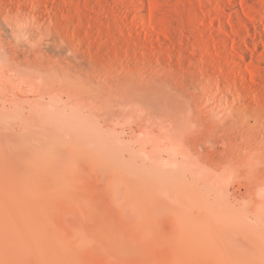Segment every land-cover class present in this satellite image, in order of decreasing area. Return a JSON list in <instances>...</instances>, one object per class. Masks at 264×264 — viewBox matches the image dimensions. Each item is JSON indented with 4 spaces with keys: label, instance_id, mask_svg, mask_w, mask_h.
<instances>
[{
    "label": "bare ground",
    "instance_id": "bare-ground-1",
    "mask_svg": "<svg viewBox=\"0 0 264 264\" xmlns=\"http://www.w3.org/2000/svg\"><path fill=\"white\" fill-rule=\"evenodd\" d=\"M51 14L53 17L50 16ZM0 16L4 21L6 20L12 24V32L15 29L22 30L21 33L24 32L23 29L41 28L44 19L48 20L50 24H54V19H58L59 16H61V20L63 18L65 21L76 20L74 24L76 23L77 28L82 27L85 29L87 27L88 31L90 30L88 28H91L98 33L103 29V33L113 39V42L116 43L115 46H118L117 49H119L114 50V53L116 52V56L114 55L115 60L118 57L117 54H128L131 51L133 52H130L131 56L133 54L131 58L136 55L142 56L155 70V73L157 72V75L159 73L163 74L164 71L167 73L172 72L171 75H168H170L169 77L172 79L170 80L174 82V85L167 78L164 80L166 75L164 77L161 75L163 80L159 78L157 79L159 82L153 80L155 83L151 87L143 83L131 84L134 78L130 80L132 74L130 72V75L129 73L126 75V70L125 73L123 72L121 80L109 81L112 78H105V75L101 72L96 74L98 70H93V65L92 69H89L90 66L88 69L82 66L83 68L79 71V73H84L86 77L77 73L75 75L71 74L68 70L64 72V68L61 66L63 73L57 76L55 80L53 79V82H57V90H62L67 96L77 97L76 105L82 109L81 111L87 109L89 115L97 116L96 119L100 117L101 120L99 121L101 122H97L99 126L109 128L111 119L113 121L117 120V118H120L119 114L123 117L127 112L129 114V111L132 113L145 111L148 119L149 117L152 119L151 122L159 120L160 131H163L167 142L162 139L165 141L162 142L163 144L157 143L156 148L159 146L158 151L154 150L155 147L145 146L146 150L149 148L147 150L149 157L157 158L167 151L169 159L181 157V159L187 161L196 160L199 166L200 164L203 166L207 164L206 160L211 162L216 160L215 155L217 149L220 148L221 160L219 162L217 160L218 163L215 165L220 166L222 170V167H224V173L226 170L228 171V178L231 177L234 181L237 180V183L239 179H245L244 181H246V191L239 190L242 193L237 191L238 194L240 193L239 195L235 192L237 195L232 196L233 198L230 197L231 202L222 193H207L205 179L203 181V178L199 183L200 186H193V189V184L190 183L191 188L187 191L188 188L185 189L186 196H188V198H185L189 199L190 197V200L194 202L197 214L192 215L189 211L191 216L184 211L185 215L181 214V217H179L180 214L175 213L178 214L179 218H182L183 224L181 226L180 221L178 222L179 219L176 217L177 225L181 226L179 230L184 235L176 240L172 236L174 242L170 241V243L172 242L171 244L176 250L173 253L174 257L172 256L173 258L170 260L167 258L168 255L167 257L166 254L164 255L162 242L146 236L149 231L148 227L139 229L142 223L144 225V222L150 224L154 222L156 206L154 203L155 210L151 208L153 198L149 197L150 194L146 195L152 203H150V208L144 200L140 204V209L135 208L138 211L135 210L134 216L141 219L142 223L140 222L139 227H137L136 222H132V229L137 227L139 230L132 231L131 229L128 232L130 235L128 234L127 238L134 242L129 243L127 241L130 246L126 245V241L124 244L122 243L123 240H127L125 238L127 235L125 233L126 229H117L118 225L115 227L106 223L99 210L96 213L95 210L94 212L90 210L91 214L88 210L85 211L84 215L86 217H89V219L92 217L90 220L87 218L90 221L89 226L82 223L81 230H73L72 236L63 232L62 227L60 228L62 222L57 224L56 219L64 212V205L68 206L70 204V193L75 194L73 190L71 191L72 188L68 189V184H71L79 174L86 176V178L89 176L95 181L96 177L94 175L101 176V172L106 169L101 171L102 162L99 157H92L80 148L69 147V153L63 149L64 152L70 155L68 157L66 154L69 160L61 159L65 155H61L59 158H51L50 153L48 154L49 147L43 149L44 151L48 148L47 151L39 154V156L36 153L35 156V148L32 151L35 159H32V163L34 162L36 169L42 171V173L44 172L45 175L41 173V176L39 174L35 177L31 173L22 181L21 175V178L18 177L20 182H18V187L23 192H18L15 195H9L10 191L6 194L5 191H1L2 186L0 188V264H203L201 262L211 264L219 259L221 261H218L219 264H223V262L224 264H235L233 261L236 257L231 254L237 256L236 264H264V235L256 234L254 230L248 227L250 224L245 225L247 220L244 222L242 219V214L247 213L249 216L248 213H250L255 221L264 222V0H0ZM84 21H86V24ZM60 25L59 27L53 25V31L55 32V28H60ZM51 26L47 24L48 29ZM45 28V26L42 27L43 31L47 30ZM61 28L59 30H62L60 31L62 34H65L66 31L69 34L70 31L74 35L75 27H72V29L69 27L71 30L66 29L65 32H63V27ZM36 31L39 32L40 30L36 29ZM48 31L50 33L51 28ZM57 31L58 29L56 33ZM78 31L80 30L78 29ZM83 33L86 34L85 31ZM69 35L71 36V33ZM40 36L42 35L40 34ZM54 36L56 37V35ZM66 36L67 34H65V38L69 40L70 36L68 38ZM95 36H91L93 37L91 39L94 40ZM61 37L59 35L58 38ZM76 39L80 41L81 38ZM98 39L100 40V37ZM63 40L61 38L60 42ZM99 40L97 41L99 42ZM88 41L92 43V40ZM69 42L71 46L74 39ZM104 42L106 44L108 41L103 40L102 43ZM82 43L80 46H82ZM62 44L64 45V43ZM90 45L88 44V46ZM72 47H68L71 49L70 51H72ZM85 48L87 47L85 46ZM77 53L79 52L77 51ZM89 53L87 52V59L91 57ZM110 53L112 54V51ZM98 56L100 55L97 54ZM111 56L113 58V55L108 56L110 61H112ZM121 56L125 57V55ZM131 58L130 60H132ZM137 58L139 59L138 56ZM96 59L98 60V58ZM126 60L124 58L123 62ZM103 61H105L104 57ZM113 62L112 66L109 64L110 67L114 66ZM145 62L143 60L142 64ZM147 63H145V66ZM108 64L106 63L107 67H105V64H100L99 60L102 69L104 67L108 68ZM135 65H138V61ZM139 66L137 67L139 70H145L144 65H142V68ZM150 66L147 65V68ZM125 67H127V64ZM178 67L181 69L186 67L188 73L184 71V74L176 70V75H174L175 69ZM127 68L130 70L129 66ZM134 68L131 71L134 70L135 72ZM109 70L111 71V69ZM153 70L151 74H153ZM147 71H149V68ZM146 73L144 78L147 76ZM50 74L52 75L53 72ZM124 75L126 76L124 77ZM137 76L139 77V74ZM100 78H103V81ZM147 78L145 79L147 80ZM138 79L142 81L143 78L141 76ZM149 83L147 82V84ZM156 83H158V87L155 85ZM52 84L50 83V85ZM53 87H50V89H53ZM137 123L139 124L138 121ZM194 137L199 144L205 146V148L207 147L210 154L199 156V154H196L198 151L195 150V147L193 151L197 152L192 151L191 139ZM196 140L192 139V142L194 143ZM195 144L193 145L195 146ZM40 147L37 148H40L39 150L42 152V146ZM153 150L154 152H152ZM44 153L46 155H43ZM31 156L30 158H32ZM204 156L206 157L204 158ZM146 158L145 160L148 162ZM55 159H57V164L54 166L56 168H52L53 166L47 168V173H45V170L43 171L45 168L40 169L42 166H46L47 161L50 163ZM28 161L30 165L31 160ZM208 164L211 165L210 162ZM150 165L153 166V164ZM32 166L31 169H34L35 167ZM157 168L160 167L157 166ZM211 168L215 170L214 167L211 166ZM215 168L218 167L215 166ZM210 169L207 170V174L204 173L206 176L210 173ZM35 171L37 172V170ZM107 172L109 173L108 170ZM215 172L211 174H216ZM113 174H111L112 178ZM189 175L191 174L189 173ZM153 177L155 178V176ZM100 178L102 179V176ZM191 179L193 182L192 176ZM199 179L197 180L199 181ZM96 183H98L97 180ZM185 183L188 186L189 182L186 181ZM93 184L94 189L96 186L95 183ZM98 184H101V181ZM65 193L69 194L66 195ZM78 193L76 194L77 200L80 196ZM133 194L130 197L131 193H129V196L126 193L125 197L133 199L135 193ZM142 198L144 199V197ZM129 199V205L133 206L132 199ZM73 200L75 201V199ZM126 204L128 205V203ZM77 207L79 208V206ZM74 208L77 210L75 204ZM81 209L79 210L81 211ZM55 217L57 218L54 219ZM57 226L60 229L59 231L56 230ZM62 226L64 225L62 224ZM221 226L222 229H220ZM224 226L231 230H237L241 227L244 237L250 241L251 247L253 246L256 252H251L245 245H239L234 236L230 239L228 236H224ZM214 227H216V230H214ZM177 232L173 233L177 235ZM90 235L93 239H90ZM175 235L174 237H176ZM140 236L144 239V242L139 240ZM130 237L132 238L130 239ZM164 240L167 241L166 238ZM106 245L109 250H105L104 246ZM172 245L170 249L173 247ZM110 250L111 252H115V250L122 251V255H119V253L113 255L114 252L112 254L108 252ZM125 252L133 254L136 260L134 262L128 260L130 261L128 262L126 259V261L122 259ZM231 256L234 260L230 258Z\"/></svg>",
    "mask_w": 264,
    "mask_h": 264
},
{
    "label": "rangeland",
    "instance_id": "rangeland-1",
    "mask_svg": "<svg viewBox=\"0 0 264 264\" xmlns=\"http://www.w3.org/2000/svg\"><path fill=\"white\" fill-rule=\"evenodd\" d=\"M42 10L44 11V9H42ZM50 16L53 17L52 14ZM60 17L61 16H59L58 19L53 18L55 21L54 24L53 23L50 24V23H48V20L44 19L45 21L43 20V22L41 23V26H40L41 28L36 27V29L40 30L39 32H41V33L36 31V29L34 27V29H32V28L23 29L24 32H22L23 33L22 34L20 32L22 30L13 29V32H12V27H13L12 24L6 20L4 21V19L0 16V188L2 186L1 191L2 192L5 191L6 194H8V192L10 191L9 195L10 194L15 195L18 192L21 193V192H23V190L18 187V185H19L18 182H19V178H21L20 177L21 175L23 178V179H21V181L24 180L31 173H33V175L35 177L39 176V174L41 176L42 171L40 172L38 169H36L35 165L33 164L34 162L32 163V159H34L32 151H34L35 148H36L35 153H34L35 156H36V153L39 156V154H42L44 151H47L48 148L44 151H43V149L45 147H49L48 154L50 153L49 155L51 156V158H53V159L55 157L59 158V156L61 157V155L62 156L65 155L64 157H61V159H64V160H69L68 157L70 155L67 154V152L69 153V151H68L69 147L80 148L83 150V152H85L88 155H91L92 157L93 156L99 157L101 162H102L101 171L105 170V169L106 170L101 172L102 179L100 178L101 177L100 175L98 177H97V175H94V177H96V178H95V181H93V179L91 177L88 176L86 178V176L79 174L76 177V179L74 181H72L71 184H68V186H67V187H69L68 189L72 188L71 191L73 190L75 192V194L70 193V196H71L70 204H71V200H72L73 206H72V204H71V206H69L70 204L68 206L64 205L65 210L62 214L59 215L60 218L59 217H58V219H56L57 217L54 218L57 220V224L58 223L60 224L62 222L60 224V228L62 227L61 229H63V232L72 236L73 232H74L73 230L78 229V231H80L81 226H83V225L89 226V224H90L89 220L92 219V217H90V219H89V217H86L84 215V213H86L85 211L88 210L89 213L91 214L90 210H92L93 212L95 210V213L98 212V210H99V213L101 212L106 223H108L109 225L115 226V227L118 225L116 227L117 229H126L125 233H127V235L125 236V238H127L130 235L128 232L133 227L132 222H134V223L136 222L137 227H139L138 224L141 222V219H139L137 216H134L135 210H136L135 208H137V209L141 208L140 204H141L142 200H144L147 203V206H149V208H150V203L152 201L153 204L151 203L152 204L151 208H153L155 210V208L153 207L154 203L156 206L154 222L150 224L149 222L143 221L144 225L141 222L142 225H141V227H139V229H141L143 227L144 228L148 227L149 231L147 232L146 236L148 238H150V237L152 239L154 238L158 242H162V246L164 248V255L166 254V257L168 255L167 258L171 260L174 257V254H173L175 252L174 250H176V249H174V246L171 244L172 242L170 243V241H173L172 236H173V238H175L174 240H176V239H178V237H182V235H184V233L179 230L180 227L182 226L181 224H183L182 218H179V217H181V214L185 213L184 211H186V213H189V211H191L192 215L197 214V210L194 206V202H192V200H190V197H189V199H187L188 196H186L187 195L186 191L191 188L190 183L193 184L192 185V189H193L195 186H200L199 183H201V178H203L202 179L203 181L205 179L204 183H205V187H206L205 190L207 191V193H212V194L222 193L224 196H226L227 199L229 198L228 200L231 202L232 199H230V197H232V196L234 197L235 194L237 193V191H239V190H242L244 192L246 191V189H245L246 181H244L245 179H241V180L239 179L238 180L239 182L237 183V180L234 181L231 177H229V178H231V179H229L228 178L229 175H227L228 171L226 170L224 173V170H225L224 167H222L223 168V170H222L220 166L215 165L221 160L220 159L221 155L219 153L220 148L217 149L218 151L215 155L216 160H214L212 162L206 160L207 164H208V162H210L211 165L210 164H208V165L204 164L205 166L204 165L202 166L201 164L199 166V164L196 163V160H194V161L188 160L187 161L183 158L181 159V157H178L175 159L174 158L169 159V157L167 155L168 154L167 151H165L164 154H160L157 158H151V157H149L150 155L147 154V150H149V148H150L149 146H151V148L155 147L154 150L158 151L159 146H157V148H156V145H158L159 143L163 144L166 141V139L164 138L165 136H164L163 131L162 130L160 131L161 125L159 124L160 123L159 120H153V122H154L153 123V122H151L152 119L150 117L148 119V115H145V113H146L145 111L144 112L143 111L137 112V113H132L129 111V114L127 112V114L123 115V117H121L122 115L120 116V114H119L120 118H117L118 117L117 116L116 117L117 120L113 121V119H111L109 128L102 127V126H99L97 123L99 120H101V118L99 116H98L99 118L96 119L97 116L89 115L88 114L89 111L87 113V109H84V111H81L82 109H80L76 105L77 104V102H76L77 97L72 96V95L67 96L66 93L63 92L62 90H57L58 84L56 81L53 82V79L55 80L57 76H60L63 73L62 67L64 68V72H65V70L66 71L68 70L71 74L75 75L77 73V74L82 75L83 77H86L84 73H79V71L83 67H85V68L87 67L86 69H88L89 66H90L89 69H92V65H93V70L94 69L98 70L96 74H98V72H101V74L105 75V78H107V79L112 78V79H109V81H114L115 79L121 80L123 77V72L125 73V70H126V75H128V73L130 75V72L132 74V76H131L132 78H129V79L131 80L134 78L133 79L134 82L131 81L132 82L131 84L143 83L145 85L153 87V85H154L153 83H155L156 81L159 82V80H157L158 78L160 80L161 79L163 80V77L166 75L164 80H166V78H167L169 80V82L170 83L172 82L174 85V82L171 81L172 79L169 77L172 74V72L167 73L166 71H164V73L162 72L163 74H161V73L158 74L160 76L159 77L157 75V72L155 73V70H153V68L150 66V64L147 63L148 61L146 59L142 58V56H139V55L135 56L134 55L136 58L138 56L139 59L138 58L136 59L135 57L131 58L133 56V54L131 56V53H133L131 51H129V53H128L129 55L128 54H122V53L117 54L118 57H116V60H117L116 61L114 59V55L116 56V52L114 53V50H119V49H117L118 46H115L116 43L113 42V39L111 37H110L111 40H109L110 39L108 37L109 35H107L106 33H103V31H104L103 29L98 33L97 31H95L91 28H88V29H90L88 31L86 29L87 27H85V29L82 27L77 28L78 26H76V23L74 24V22H76V20L65 21L63 18L61 20ZM60 21H61V23H60ZM62 22H63V24H62ZM65 23H66V25H64ZM69 23H70V25H69ZM84 23L86 24V21H84ZM47 24L50 26L52 25L51 27H49V29L51 28L50 33L48 31L49 29L47 28ZM60 24H62V25H60ZM53 25H54V27L55 26L59 27V25L61 27H63V29H64L63 32H65L66 29H69V27H71V29H72V27H75V31L73 32L74 35L72 34V32L69 31V34L71 33V36H70L68 34V32L66 31V33H65V34H67L66 37L68 38L70 36L68 38L69 40H67L65 38V34L64 33L62 34L60 32L62 30H59L62 28L61 27L55 28L56 30L58 29V31L56 33L55 29H54L55 32L53 31ZM43 26H45L46 27L45 29H47V30L43 31V29H44V28L42 29ZM64 26L65 27L67 26V28H65ZM71 29H69V30H71ZM78 29L80 31H78ZM82 29H84L83 31H85L86 34H84V33H83L84 35L82 34V32H83ZM36 32H37V34H36ZM101 32H102V35H101ZM29 33H31V34L29 35ZM34 33H35V35H34ZM88 33L90 34V37H89ZM91 33H93V34L91 35ZM24 34H26V35H24ZM40 34L42 36H40ZM98 34H100V36H98ZM54 35H56V37ZM59 35H61L62 36L61 38L64 39L62 42H60L61 38H58ZM95 35H97V36H95ZM103 35H105V36H103ZM72 36H74V38H72ZM91 36L97 37L96 40L94 37V40L96 42L93 39H91V38H93ZM75 37L81 38L80 41H82V42L84 41V43L81 42L82 46H80L81 43L79 44V42H80V41H78L79 39H76ZM99 37H100V40H102V41H100L98 39ZM101 38H103V39H101ZM70 39H72V40H70ZM73 39H74V42H73L74 46L72 47V45H73L72 42H71V46H70V42L68 43V41H73ZM86 39L92 40V43H89L88 40L86 42ZM56 40H57V42H56ZM75 40H77L76 43H75ZM97 40H99V42ZM103 40L106 42L108 41L107 42L108 44L106 43L107 44L106 45L105 42L102 43ZM62 43H64V45ZM77 43H78V46H77ZM87 43L91 44V45L88 46ZM67 44H68V46H67ZM111 44H113L112 45L113 48H112ZM85 46L87 48H85ZM99 46H100V48H98ZM68 47H72L73 52L70 51L71 49ZM74 47H76V48H74ZM81 47H82V50H81ZM89 47H90V49H89ZM108 47H110V48H108ZM83 49H85V50H83ZM75 50H77L79 53H77V51H75ZM86 50L88 53L91 51L89 53V56H91V57H89V59H87L88 56H87V52H85ZM111 51H112V54L110 53ZM84 53H86V54H84ZM97 54L100 56L97 57ZM110 55H113V58L111 56L112 61H110V58H109ZM121 55H125V57L121 56ZM103 57H104L105 61H103ZM119 57L121 60L119 59ZM127 57H129V58H127ZM196 57H197V55H196ZM96 58H98V60ZM124 58H126L127 60L123 62ZM130 58L136 63L138 61V65L136 66L135 65L136 63L134 64V62L132 60H130ZM82 59H84V60H82ZM90 59L93 60V63H92V60H90ZM99 60H100V64L101 63H102V65L105 64V67H107L106 63L108 64L109 61H110L109 62L110 66H112V62H113V60H115L113 62V64H114L113 67H110L108 64V68L110 67L109 69H111V71L105 67L102 69V65H99ZM143 60L146 61L145 62V63H147L146 66H145V63L142 64ZM119 61H121V62H119ZM89 62H90V64H89ZM94 62H95V65H94ZM122 62H123V64H122ZM129 63L130 64L132 63V64L130 65ZM126 64H127V67L129 66L130 70H128V68L125 67ZM142 65L145 66V70H143V69L139 70L137 68L138 66L142 68L143 67ZM147 65L150 66V67H148L150 72L147 71L148 70ZM96 66L98 69L96 68ZM130 66L131 67L133 66V67L131 68ZM186 67L182 68V69L179 67L176 68L174 75H176V70H177V72L184 73V71H186L185 73H188ZM133 68L135 69V72H134V70L131 71ZM106 69H107V73H106ZM178 69H180V70H178ZM54 70H56L57 72ZM136 70H138V71H136ZM142 70H143V72L146 71L147 73L146 72L143 73ZM152 70H153V74H151ZM51 72H53L52 75L50 74ZM46 73H48V74H46ZM112 73H113V75H112ZM145 73L148 76V78H147V76L145 77V78H147V80L144 78ZM149 73L152 76V80H151V76L149 77V75H150ZM136 74L137 75L139 74V77ZM168 74H170V75H168ZM44 75H45V77L42 78V76H44ZM48 75H49L50 79H48L49 78ZM126 75H124V77ZM154 75H155V77H154ZM161 75L163 77H161ZM141 76L144 80L143 79H142V81H141V79L137 80V78H140ZM51 77H53V78H51ZM103 78H100V80L103 81ZM148 79H150L152 84L150 81H148ZM153 80H155V82H153ZM137 81H138V83H137ZM52 82H53V84H52ZM147 82L148 83L150 82V83L147 84ZM50 83L55 87V90H54V87L52 85H50ZM54 83H56V84H54ZM101 83H103V82H101ZM157 84L158 83H156L155 85H157ZM50 87H53V89L52 88L50 89ZM157 87H158V85H157ZM73 99H74V101H73ZM65 109H66V111H65ZM129 118H130V120H129ZM117 121H118V123H117ZM137 121L139 122V124L137 123ZM99 122H101V121H99ZM151 123H152V126H151ZM97 125H98V127H97ZM122 126H123V128H122ZM151 127H152V129H151ZM138 128H139V130H138ZM152 131L154 132L153 134H152ZM162 139L165 141H163ZM192 139L194 141L196 140L195 137ZM192 139H191L192 151L195 148H196L195 150L198 151V153H196L197 151L196 152L193 151L194 153L199 154V156H203L204 154L208 155L207 153L210 154V151L207 150V147L205 148V146L199 144L197 142V140H196V142L193 143ZM71 144H72V146H71ZM193 144H195V146ZM40 146H42V152L39 150L41 148ZM145 146L149 147V148L146 150ZM37 147H40V148H37ZM60 149L62 151H63V149H65V151L67 150V152H64V151L60 152L61 151ZM38 150H39V152H37ZM154 150L152 152H154ZM199 150H200L201 154H200ZM145 151H146V153H145ZM46 153H44L43 155H46ZM66 154L68 155V157H66ZM145 154H146V156H145ZM30 156L32 158H30ZM102 157H103V159H102ZM145 157H147L146 159L148 160V162H146ZM160 157H161V159H160ZM205 157L206 156H204V158ZM28 160H31L30 165L31 166L33 165L32 167L33 168L35 167L34 169H31V166L28 164L29 163ZM56 160L57 159L50 161V163H49V161H47L46 162L47 167L44 165V167L42 166L40 169L45 168V169H43V171L45 170V173H47L49 167L51 168V166H53L52 168H56V167H54L55 164H57ZM141 160H142V162H141ZM217 160H218V162H217ZM104 163H105V165H104ZM50 164H53V165H50ZM150 164H153V166ZM197 164H198V166L196 167ZM154 166H155V168H154ZM157 166H159L161 169L157 168ZM207 166L209 167V169L212 166V167H214L215 170H212L213 168H211L210 173H208V175L206 176L207 170L209 171ZM215 166L218 168H215ZM219 167H220V169H219ZM168 168L170 169L169 171H168ZM202 169L204 172L202 171ZM25 170L27 173L25 172ZM35 170H37V172ZM107 170L109 171V173L107 172ZM164 170H165V172H164ZM110 171H113V172H110ZM214 172L216 174H211ZM189 173L191 175H189ZM204 173H206V174H204ZM14 174H17V175H14ZM25 174H26V176H25ZM111 174H113L112 175L113 178L111 177ZM174 174H175V176H174ZM182 174H183V177H182ZM12 175H14V176H12ZM42 175H45L44 172L42 173ZM34 176H32V177H34ZM153 176H155V178ZM191 176L193 178V182H192ZM184 179H185V181H184ZM197 179H199V181ZM96 180L98 183L101 181V184L96 183ZM231 180L234 182L232 183ZM186 181L189 182L188 186H190V187L187 186V183H185ZM197 181H198V183H197ZM73 182L75 185L73 184ZM92 183H95V186L97 187V189H96V187L94 188L95 191L93 189L94 184L92 185ZM110 183H111V185H110ZM214 183H215V185H213ZM236 183H237L238 187L236 186ZM96 184H98L99 186ZM210 184H212V185H210ZM184 185H185V188H184ZM14 186H16V187H14ZM100 187H101V189H100ZM186 188H188V189H186ZM185 189H186V191H185ZM98 190H101V191L99 192ZM129 191H132V192H129ZM242 191H239V192L242 193ZM78 192L79 193L81 192V193L79 194ZM89 192H92V193H89ZM183 192H185V193H183ZM77 193H78V195H80L78 200L76 199ZM126 193H128L127 196H129V193H131L130 197H132V194L135 193V196L133 197V199L131 198L132 199L131 202L133 203V206L129 205L130 201L128 202L129 198L125 197ZM143 193L145 194V196H143L144 195ZM67 194H69V193H67ZM141 194H142V196H141ZM147 194H150L149 197L151 196L154 201L153 200L149 201L150 198H148V196H146ZM86 195H87V197H86ZM114 196H115V198H114ZM136 196H137V198H136ZM142 197H144V199ZM185 197H187V198H185ZM72 198L75 199V201ZM80 198L82 199L83 204H81L82 202H81ZM125 198H126V200H124ZM146 198H147V200H146ZM131 199H129V200H131ZM136 200H138V201H136ZM135 201H136V203H135ZM125 202L128 203L129 206ZM74 204H75V207L77 210H75ZM80 204H81V206H80ZM137 205H138V207H137ZM77 206H79V208ZM81 207H82V209H81ZM72 209H73V211H72ZM79 209H81V211ZM136 211H138V210H136ZM175 213L180 214V216L178 217V214H175ZM191 213H189V214L191 215ZM172 214H174V215H172ZM248 214H249V216L247 215V213L242 214V219L244 220V222H245V220H247V222H245V225L248 226L250 224L248 227H250L252 230H254V232H256V234L263 236L264 235V222H257V221H255L254 217L252 215H250V213H248ZM184 215H183V217H184ZM176 217L179 219L178 222L180 221L179 224L181 226L177 225V218ZM175 220H176V222H175ZM82 223H83V225H82ZM253 223H254V225L251 226V224H253ZM62 224L64 226H62ZM155 225H156V228H155ZM215 225L217 226V224H215ZM54 226H55V224H54ZM122 226H124V228H122ZM178 226H179V228H178ZM119 227H121V228H119ZM137 227L135 229H132V231H138L139 229ZM153 227L156 230H154ZM224 227H225V229H224L225 235L224 236H228L229 239L233 238V236H234L235 241H237L239 245H241V244L245 245L247 247V249L250 250L251 252H253V253L256 252L255 248L253 249V246L251 247L250 241L246 237H244L241 227H240L241 230L240 229H237V230L232 229L231 230L230 228H228L226 226H224ZM214 228H215L214 230H216V227H214ZM222 228L223 227L221 226L220 229H222ZM56 230L57 231L60 230L58 226H57ZM159 230H162L164 234L162 233V231H159ZM159 232H161V233H159ZM173 232H175V233L177 232L178 236L175 235V233H173ZM232 232L234 235L232 234ZM235 234H236V237H235ZM149 235H151V236H149ZM174 235L176 237H174ZM90 236H91V238H90ZM90 236H89V238L93 239L92 235H90ZM170 237H171V239H170ZM131 238L132 237H130V239ZM165 238L167 239L166 242L164 240ZM159 239H160V241H159ZM139 240L144 242V239L141 238V236H140ZM125 241H126V245H129V246H130V244H128L127 241H129V243H131V242L134 243L132 240H129V238H127V240L126 239L123 240L122 243L124 244ZM163 241H164V243H163ZM107 245L104 246L105 250H109L108 248H106ZM171 245L173 247H171V249H170ZM165 246H167V247H165ZM108 252L110 253L111 250ZM113 252H111V254ZM117 253H119V255L120 254L122 255V251L119 252V250H115L113 255H116ZM231 255L233 257H236L235 260L233 259L232 256L230 257L231 259L234 260L233 262L236 264V262L238 260L237 256H235L234 254H231ZM122 259H124V260L126 259L127 261L132 260L131 262H134L136 260L134 255L131 254L130 252H129V254L126 252H125V254L123 253ZM175 259H176V257H175ZM218 261H215V263L219 264V262H221V261H219V262ZM128 262H130V261H128ZM201 263L204 264V262H201ZM205 263H207V262H205ZM215 263L212 262L211 264H215ZM220 264H222V263H220ZM223 264H224V262H223Z\"/></svg>",
    "mask_w": 264,
    "mask_h": 264
}]
</instances>
